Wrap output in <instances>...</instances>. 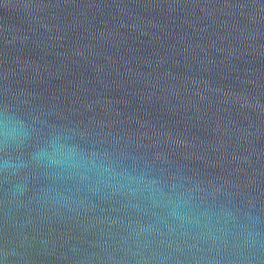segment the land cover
Wrapping results in <instances>:
<instances>
[{
    "label": "water",
    "instance_id": "obj_1",
    "mask_svg": "<svg viewBox=\"0 0 264 264\" xmlns=\"http://www.w3.org/2000/svg\"><path fill=\"white\" fill-rule=\"evenodd\" d=\"M0 264H264V0H0Z\"/></svg>",
    "mask_w": 264,
    "mask_h": 264
}]
</instances>
